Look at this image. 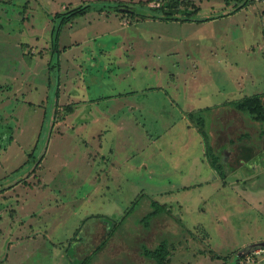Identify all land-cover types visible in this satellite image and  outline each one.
Wrapping results in <instances>:
<instances>
[{
  "label": "rangeland",
  "instance_id": "rangeland-1",
  "mask_svg": "<svg viewBox=\"0 0 264 264\" xmlns=\"http://www.w3.org/2000/svg\"><path fill=\"white\" fill-rule=\"evenodd\" d=\"M163 1L0 0V264H156L165 239L166 264H237L264 241V121L234 107L264 94V0Z\"/></svg>",
  "mask_w": 264,
  "mask_h": 264
},
{
  "label": "trees",
  "instance_id": "trees-1",
  "mask_svg": "<svg viewBox=\"0 0 264 264\" xmlns=\"http://www.w3.org/2000/svg\"><path fill=\"white\" fill-rule=\"evenodd\" d=\"M180 1H181V3L184 2L182 0H180ZM189 2L192 3L190 0H189ZM190 3H188L189 6H190ZM153 8L154 9H161L163 12V15L161 16V18L167 19V20L179 19L175 15H176V13H178L182 9L179 6L178 0H164L163 5L156 6ZM197 9H198L197 6H195V12L198 11ZM87 10H89L88 4L82 6V8L76 7V8H71V9L66 10L64 12H61L58 15H55L54 18L59 17V19H61V22H67V21H70L72 19V17H74V16L85 14L87 12ZM191 16H192L191 13L185 14L184 18H182V19L183 20H188V19L197 20L195 18H192ZM207 19L208 18L200 19V20L203 21V20H207ZM56 27H58V26H56ZM59 35H60L59 30H56V32H55V28H54V31L52 32L53 40L59 39ZM234 107L237 109H240L242 111L249 110L250 112H252V114L255 115V119H257L259 121H264V94H255L252 96H248V97H246L240 101H236L234 104ZM202 133H206V131H203ZM231 141L233 142V139H231ZM239 149H240L239 151L241 153L240 154L241 158L249 159L251 157L252 147L249 146V144L248 145L247 144L242 145L239 147ZM210 155H211V159H210L211 165L214 167V169H216L219 172L218 173L219 177H220V174H222L224 177H226L225 176L226 175V172H225V164L226 163L222 160V158H221L222 155H219L214 151V146H213V150L210 153ZM230 161H228V162H230ZM232 164L234 165L233 162H232ZM216 178L218 179V176H216ZM152 203H153V206H155V209H157V210L148 212V214H146V216L144 218H151L156 213L161 211V209L163 208V204H161L159 201H152ZM156 205H158V207ZM164 205L167 206V204H165V203H164ZM175 218H177V217H175ZM177 220L179 221V224H180V222L182 223V221L180 219L177 218ZM99 248H100V246H97L96 248H94V250L88 256H86V259L84 260V263H82V264H88L91 261L92 255L94 253H97V251H99ZM247 251L252 252L253 248L248 249V250L244 249L243 251H240V253L238 254V257H237V262H236L237 264H241L242 257L246 256ZM144 254H146L150 258H153L155 260L156 264H166L167 261L169 260V257H170V247H169L168 240H166V239L162 240L158 244V246H156L155 248H145ZM245 259H246V257H245Z\"/></svg>",
  "mask_w": 264,
  "mask_h": 264
},
{
  "label": "water",
  "instance_id": "water-1",
  "mask_svg": "<svg viewBox=\"0 0 264 264\" xmlns=\"http://www.w3.org/2000/svg\"><path fill=\"white\" fill-rule=\"evenodd\" d=\"M255 247L264 249V241L256 242V243L250 245L249 249H252V248H255Z\"/></svg>",
  "mask_w": 264,
  "mask_h": 264
},
{
  "label": "built area",
  "instance_id": "built-area-1",
  "mask_svg": "<svg viewBox=\"0 0 264 264\" xmlns=\"http://www.w3.org/2000/svg\"><path fill=\"white\" fill-rule=\"evenodd\" d=\"M154 1V0H153ZM152 2V1H151ZM156 2V1H155ZM153 4V3H152ZM155 4H157V5H160V2L158 1L157 3H155ZM155 4H153V5H155ZM156 7V6H155ZM246 259H248V261L250 260V258L248 257H246ZM241 264H243L242 262H241Z\"/></svg>",
  "mask_w": 264,
  "mask_h": 264
},
{
  "label": "flooded vegetation",
  "instance_id": "flooded-vegetation-1",
  "mask_svg": "<svg viewBox=\"0 0 264 264\" xmlns=\"http://www.w3.org/2000/svg\"><path fill=\"white\" fill-rule=\"evenodd\" d=\"M228 153H229V150H228V151H226L225 155H228ZM223 157H224V156H223Z\"/></svg>",
  "mask_w": 264,
  "mask_h": 264
},
{
  "label": "crops",
  "instance_id": "crops-1",
  "mask_svg": "<svg viewBox=\"0 0 264 264\" xmlns=\"http://www.w3.org/2000/svg\"><path fill=\"white\" fill-rule=\"evenodd\" d=\"M216 178V177H215ZM217 179V178H216Z\"/></svg>",
  "mask_w": 264,
  "mask_h": 264
}]
</instances>
